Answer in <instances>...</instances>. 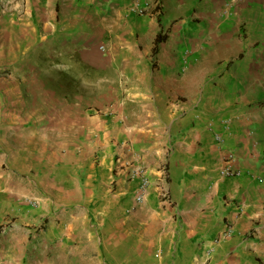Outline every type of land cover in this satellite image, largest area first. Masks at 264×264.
I'll return each mask as SVG.
<instances>
[{
	"label": "crops",
	"instance_id": "0c3cea01",
	"mask_svg": "<svg viewBox=\"0 0 264 264\" xmlns=\"http://www.w3.org/2000/svg\"><path fill=\"white\" fill-rule=\"evenodd\" d=\"M147 1L157 13L0 0V100L46 43H102L100 79L123 92L108 112L75 100L29 149L23 121L0 115V264H264V0L228 17L226 0ZM132 168L148 179L139 203Z\"/></svg>",
	"mask_w": 264,
	"mask_h": 264
},
{
	"label": "rangeland",
	"instance_id": "374dc122",
	"mask_svg": "<svg viewBox=\"0 0 264 264\" xmlns=\"http://www.w3.org/2000/svg\"><path fill=\"white\" fill-rule=\"evenodd\" d=\"M4 11V5L0 3V18L5 16ZM100 44L92 42L83 46L78 43L61 49L60 44L53 47L46 43L41 48L45 53L43 57L40 49H36L38 57L29 59L28 73L4 77V84L14 89L9 91L7 100H0V115L6 116L7 113L14 121H23L25 129L18 135H26L27 138L20 139L21 146L27 149L38 147L40 143L36 136L43 133L40 127H46L44 133L47 138L44 140L51 143L52 129L67 121L60 116H68L75 100L81 101L82 104L76 106L81 110L91 108L108 112V109L119 107L123 97L121 89L111 79H100V72L108 71L107 68L111 70V65L103 62L102 50L98 48ZM82 49L88 51L84 57L76 52ZM57 50L62 51V55L56 54ZM20 64L24 65L25 61ZM8 71L0 70V74H8ZM12 138V145L18 146V139ZM58 139L63 140L61 137ZM64 140L67 141V137Z\"/></svg>",
	"mask_w": 264,
	"mask_h": 264
},
{
	"label": "built area",
	"instance_id": "2783aa9c",
	"mask_svg": "<svg viewBox=\"0 0 264 264\" xmlns=\"http://www.w3.org/2000/svg\"><path fill=\"white\" fill-rule=\"evenodd\" d=\"M242 1L243 0H226L223 3L222 9L220 10V15L223 17L230 16L233 13V8H234L235 4L242 2ZM156 4H157L156 1L153 2V6H151L149 4V1H147V0L144 2V4L139 3L138 0H132L128 9L130 12L136 13L139 15H144V14L153 15L154 13H157V12L154 10H151L149 8L156 6ZM99 49L103 51V49H104L103 45H100ZM225 127L227 128V125ZM214 139L218 144L223 145V142H224L223 137L219 133L214 134ZM226 159L228 161H232L234 159L233 154L231 152H227L226 153ZM130 172H131L132 177L137 176V175L140 177V183L138 185V189H137V192L135 195V201L139 203V202H141L142 197L144 195V191L148 185V179H147V177H145L141 173V170L139 168H132ZM221 174L225 175V176H239L240 171L235 170V169L231 168L230 166H226L221 170ZM6 225H7V223L1 224L0 225V231H3L6 227Z\"/></svg>",
	"mask_w": 264,
	"mask_h": 264
},
{
	"label": "trees",
	"instance_id": "16d2710c",
	"mask_svg": "<svg viewBox=\"0 0 264 264\" xmlns=\"http://www.w3.org/2000/svg\"><path fill=\"white\" fill-rule=\"evenodd\" d=\"M163 40V37L161 36L160 32L155 37V45ZM154 45V46H155ZM155 50V47H154Z\"/></svg>",
	"mask_w": 264,
	"mask_h": 264
}]
</instances>
